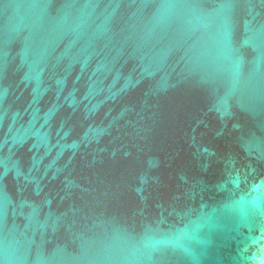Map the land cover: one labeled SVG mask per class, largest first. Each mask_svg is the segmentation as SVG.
Here are the masks:
<instances>
[{
  "label": "water",
  "instance_id": "water-1",
  "mask_svg": "<svg viewBox=\"0 0 264 264\" xmlns=\"http://www.w3.org/2000/svg\"><path fill=\"white\" fill-rule=\"evenodd\" d=\"M0 264H264V0H0Z\"/></svg>",
  "mask_w": 264,
  "mask_h": 264
}]
</instances>
